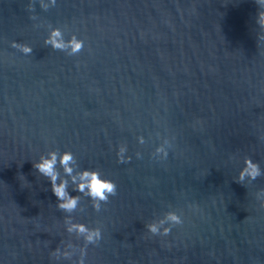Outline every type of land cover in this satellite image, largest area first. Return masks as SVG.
Wrapping results in <instances>:
<instances>
[{"label":"water","instance_id":"water-1","mask_svg":"<svg viewBox=\"0 0 264 264\" xmlns=\"http://www.w3.org/2000/svg\"><path fill=\"white\" fill-rule=\"evenodd\" d=\"M262 12L0 0V264H264ZM52 152L70 210L34 166ZM84 170L107 199L77 190Z\"/></svg>","mask_w":264,"mask_h":264},{"label":"clouds","instance_id":"clouds-1","mask_svg":"<svg viewBox=\"0 0 264 264\" xmlns=\"http://www.w3.org/2000/svg\"><path fill=\"white\" fill-rule=\"evenodd\" d=\"M261 3H264V0H261ZM261 17L264 18V12L260 13ZM59 35L58 31H54L52 33V39L49 40V43H52L54 47H62V45H58L55 41V37ZM26 51H31V49H25ZM79 50V47L76 48ZM72 160L71 153L65 152L61 154L59 158V163L63 166L64 171L71 175L72 169L69 166L70 161ZM57 163V156L55 152L49 153L47 157H42L40 161H38L34 166L37 168L39 172L43 175L49 177L52 183V191L54 195L60 201L59 207L70 210L76 205V198L71 197L67 191V181L61 180L59 184L56 183L58 178V173L55 170V165ZM246 165H248V170L251 171L253 178L259 174L258 166H253L251 161H246ZM243 176V173H242ZM76 177L72 176V180L75 182ZM80 182L77 184L78 191H86L89 196L93 199L104 200L107 199L106 193H111L114 191L115 185L108 180H105L100 177L99 173L95 171L84 170L79 174ZM81 231L85 229L81 226ZM149 230L153 233L157 231L156 227L153 225H149ZM88 240L92 239V235L90 234L87 237Z\"/></svg>","mask_w":264,"mask_h":264}]
</instances>
